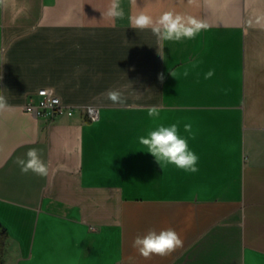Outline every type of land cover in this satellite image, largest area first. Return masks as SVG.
Instances as JSON below:
<instances>
[{
	"label": "crops",
	"instance_id": "crops-1",
	"mask_svg": "<svg viewBox=\"0 0 264 264\" xmlns=\"http://www.w3.org/2000/svg\"><path fill=\"white\" fill-rule=\"evenodd\" d=\"M109 4L0 3V95L10 106L0 113L3 264H264V0H121L122 20L103 15ZM140 11L208 27L160 47L150 29L131 27ZM41 87L72 115L27 111ZM152 106L159 116H148ZM174 123L197 172L162 169L139 143ZM32 148L47 177L15 163ZM169 228L183 240L170 255L145 259L133 247Z\"/></svg>",
	"mask_w": 264,
	"mask_h": 264
},
{
	"label": "clouds",
	"instance_id": "clouds-1",
	"mask_svg": "<svg viewBox=\"0 0 264 264\" xmlns=\"http://www.w3.org/2000/svg\"><path fill=\"white\" fill-rule=\"evenodd\" d=\"M2 2L3 0H0V3ZM133 3H135V0H133ZM103 15L112 20L124 19L125 12L121 5V0H110V4ZM128 19L131 27L134 29H150L160 47H163L164 41L194 39L201 30H205L208 27L205 22L193 16L182 15L173 11H165L157 18H153L151 15L140 11L137 14L129 16ZM257 23L259 24L260 21L257 20ZM184 74L185 76L188 75L187 72ZM171 75L175 77L174 72H171ZM213 75L214 70H209L205 74V79H210ZM159 79L163 81V75ZM107 98L113 104L124 103L122 93L117 90L109 91ZM8 110H10V106L6 98L0 95V113ZM160 112L161 109L156 106L147 109L149 117H157L160 115ZM191 129V124L184 125L186 132L190 133ZM139 143L146 146L147 152L156 159L161 167L162 163H167L185 171L193 173L198 171L196 165L199 158L189 149L188 140L179 135L178 126L175 123L167 127L159 126L157 129L150 131L146 137L141 136ZM15 163L24 174L32 172L40 177H47L49 175L48 164L41 159L39 150L35 148L27 151L26 158L17 157ZM182 246L183 240L180 235L171 228L159 232L149 231L143 237L137 236L133 241V247L145 259H150L153 255L168 256Z\"/></svg>",
	"mask_w": 264,
	"mask_h": 264
},
{
	"label": "built area",
	"instance_id": "built-area-1",
	"mask_svg": "<svg viewBox=\"0 0 264 264\" xmlns=\"http://www.w3.org/2000/svg\"><path fill=\"white\" fill-rule=\"evenodd\" d=\"M24 108L35 116L46 117L48 119H53L59 115H72L74 110L73 106L63 104L57 95L45 87L37 89L34 95L28 98L24 104ZM84 110L88 117H95V107L88 106Z\"/></svg>",
	"mask_w": 264,
	"mask_h": 264
},
{
	"label": "trees",
	"instance_id": "trees-1",
	"mask_svg": "<svg viewBox=\"0 0 264 264\" xmlns=\"http://www.w3.org/2000/svg\"><path fill=\"white\" fill-rule=\"evenodd\" d=\"M7 240V232L5 227L0 223V264H3L2 255L4 253Z\"/></svg>",
	"mask_w": 264,
	"mask_h": 264
}]
</instances>
